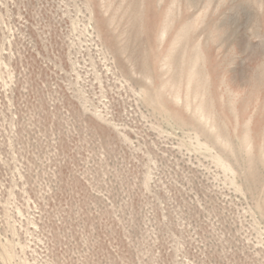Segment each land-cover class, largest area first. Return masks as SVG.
Segmentation results:
<instances>
[{"label":"rangeland","instance_id":"1","mask_svg":"<svg viewBox=\"0 0 264 264\" xmlns=\"http://www.w3.org/2000/svg\"><path fill=\"white\" fill-rule=\"evenodd\" d=\"M0 264H264V0H0Z\"/></svg>","mask_w":264,"mask_h":264}]
</instances>
